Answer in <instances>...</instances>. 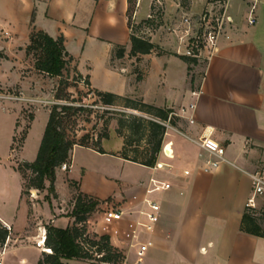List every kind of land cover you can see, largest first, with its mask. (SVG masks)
I'll use <instances>...</instances> for the list:
<instances>
[{"label":"crops","instance_id":"crops-1","mask_svg":"<svg viewBox=\"0 0 264 264\" xmlns=\"http://www.w3.org/2000/svg\"><path fill=\"white\" fill-rule=\"evenodd\" d=\"M16 1L0 0L1 85L25 89L21 71L27 64L26 47L31 31L40 30L53 39L63 37L66 52L79 74L88 77L91 89L108 92L110 88L102 82L113 80L118 88L129 87L134 92L129 95L116 89L114 94L144 102L149 90L151 105L172 110L184 122L183 128L166 132L162 147L170 144L172 158L161 155L160 169L114 156L121 148L120 140L113 147L110 139L104 140L105 154L73 147L66 177L76 183L77 193L110 200L113 206L128 210L133 196L141 199L149 190L160 204L159 222L147 236L153 242L147 252L129 249L127 242L111 236L110 243L122 252L124 264H264V193L254 197V207H247L252 196L249 174L264 166V0H254L256 22L252 26L247 23L250 0H241L232 13L225 0L231 23L206 57L203 76L193 88L187 64L179 57L185 50V27L179 19L164 40L151 34V43L164 53L151 52L136 59L128 56L126 0ZM140 7L141 0L135 19ZM171 7V12L166 8L165 20L179 14L178 5ZM149 8L150 4L146 18ZM118 45L125 46L128 53L113 59ZM124 59H129V66L123 65ZM136 67L142 73L138 80L130 72ZM99 75L102 82L97 80ZM24 107L25 102L0 104V224L10 228L0 247V264H37L43 254L42 245H35L38 232L46 225L66 229L73 224L72 217H56L48 181L43 190H30L32 197L26 199L23 194L24 181L17 168L35 160L49 115L34 106L32 115L26 117ZM18 137H23L21 144ZM203 137H211L224 149V161L215 167L210 165L213 158L198 145ZM79 152L112 157L140 171L113 182L104 167L74 160ZM76 168L80 169L77 176ZM62 173H56L53 183L61 199L60 186L69 189V196L73 194ZM104 183L112 186L105 188ZM164 184L170 188L164 189ZM245 212L256 218L255 225H243ZM61 262L89 264L82 258Z\"/></svg>","mask_w":264,"mask_h":264},{"label":"trees","instance_id":"trees-1","mask_svg":"<svg viewBox=\"0 0 264 264\" xmlns=\"http://www.w3.org/2000/svg\"><path fill=\"white\" fill-rule=\"evenodd\" d=\"M126 1L127 27L130 29L131 18L135 13L138 0ZM153 17L155 16L150 14L145 22L152 25L154 22ZM129 45L128 56L136 59H138V56L150 54L158 49L155 44L151 43L150 39L141 38L131 33L129 34ZM32 52H34L33 56L35 57L37 71L51 76L62 77L63 71H66L69 62L72 61V57L65 50L62 36L53 39L40 30H32L30 33L26 54L29 55ZM124 57V46H115L113 58L122 59ZM179 57L186 64L195 61L184 55ZM73 72L77 79L82 80L83 77L79 74L76 67H74ZM84 79V84L90 87L88 77ZM64 91V89H60L57 92L56 100L68 101L69 103L51 107L35 160L32 163H24L17 168L24 181L23 194L25 195L29 194L30 190H43L46 181L49 182L48 191H53L56 169L63 163L70 164L71 152L74 146L88 148L99 154H105L102 142L109 139L107 126L109 120L114 118H108L109 120L103 122V132L97 135L93 143H88V135H83L78 139H76L75 135L70 136L67 128L72 129L79 114L82 112L90 113L91 110L84 106L75 105L74 100L66 98ZM94 92L99 102L104 106H120L145 115L143 117L135 114H112L111 117L117 116L114 119L117 126L115 132L122 138L119 152L113 155L145 167H154L161 152L166 132L165 123H171L170 114H173V111L147 104L137 98L97 90H94ZM105 112L107 113V111ZM22 142L23 137L19 144ZM97 204L98 201L92 197L76 193L73 197V210L71 212V217L73 218L72 226L66 229L46 226L44 247L50 250V253H43L37 264H63L61 259L72 258L91 260L95 264H123L124 255L111 245L108 237L87 233L86 222L88 218L86 215ZM255 221L256 218L251 212L244 213L243 225L247 223L255 225ZM243 229L246 228L243 227ZM248 230L249 228L246 229V231ZM255 235L261 234L256 233ZM8 237L9 231L0 224V247L4 245ZM78 240H82L84 244L93 249L92 253L85 252Z\"/></svg>","mask_w":264,"mask_h":264},{"label":"rangeland","instance_id":"rangeland-1","mask_svg":"<svg viewBox=\"0 0 264 264\" xmlns=\"http://www.w3.org/2000/svg\"><path fill=\"white\" fill-rule=\"evenodd\" d=\"M17 1L21 2V0H17ZM138 1L136 4V10H137ZM217 1L221 2V5L215 4L217 3ZM240 3L241 0H229V5H230L229 13L237 11V9H239L240 7L239 5ZM147 4L148 5L150 4L149 15L153 14V16H155L153 17L154 22L152 23V25L147 24L145 22V20L149 17L148 15V17L146 18L147 6H148ZM174 5L179 6V10H178L179 17L176 15L172 18V20L168 18H166L165 20L164 14L166 8L168 9L169 12H171L172 11L171 8H173L171 6ZM211 5L215 7L213 13L216 16H218L219 11L223 9L225 6V0H141V7L139 9V13L136 16V19L134 17L135 13L133 14L131 18L129 30L131 34H134L141 38L150 39L151 34L154 33L160 39L164 40V38L169 36L170 32H172V23L175 20L179 19V21L183 23V18L188 19L190 24V32L188 33V35L184 33L182 34V37L184 38V47H185L184 48L185 50L183 52H184V56L189 57L191 60H195L194 62L187 64V76L193 88L194 86H197L199 84L203 76L206 57L208 56V50L205 48V42L202 39V30L201 28L199 29L196 22L204 12H206L208 9L212 7ZM172 15L173 14H171V16ZM186 28L189 29L187 25L185 29ZM124 48H125V54L128 53L127 51L128 49H126L125 46ZM157 48L158 49L154 51L156 54L164 53L162 49H160L158 46ZM114 50L115 47L113 51ZM187 53H190V55H187ZM33 54L34 52L27 55L26 57L27 64H25L24 68L21 71V77L26 79L25 89H23L21 86L18 85H13L8 87L0 84V87L3 88V90L6 91V93H9L12 96L22 97L25 99L26 107L23 108V111L26 117L32 115L34 106L50 111L53 105L68 104L69 103L68 101L56 100V96L58 94L57 92L60 89L65 90L64 94L66 98H68L69 100H74L75 105L84 106L87 109L91 110L90 113L82 112L81 114H79V117L76 120V124L72 126V129L69 127L67 128L68 134L70 136L75 135L76 139L81 138L83 135H88L89 136L88 143H93L96 140L97 135L102 134L103 122L105 120H109L110 118L115 119L117 117V116L111 117L113 113L135 114L143 117L145 116L144 114L129 109H125L120 106L108 107L102 105L99 102V99L96 96L94 90L84 84L83 81L85 79L84 78H82V80L77 79L75 73L73 72L75 67L73 61L69 62L66 71H63L62 77L51 76L37 71L35 66V57L33 56ZM128 60L129 59H124L123 65L127 64V66H129ZM111 65L113 66V63H111ZM130 72L135 74L136 76L135 78L137 80L141 78L142 73L139 69H137V67L130 69ZM97 78L98 81H101L102 76L99 75ZM102 83H104L103 85L105 86L107 85V87L110 88V90H108V92L110 93H114L116 89L120 91H124L126 94L129 95L131 93H134L129 87L118 88L117 83L113 80H111L109 83L106 84L104 81ZM126 97L133 98L134 96L132 97L126 96ZM144 97L148 99V101H152L151 99H153L152 93L149 92V90L145 92ZM148 101L145 103L152 104V102H148ZM105 111H107V113ZM170 118H171V123H165L166 132L170 131L171 129L179 130L184 127V122L179 121V119L175 116V112H173V114H170ZM114 119L109 120L107 126L111 147L117 144L119 140L122 143V138L119 137L115 132L117 126H116V121ZM20 138L21 137L17 138V142L21 140ZM161 155L162 154L160 152L157 162L160 159H162ZM74 160L88 161L89 164L92 165V167H98V166L104 167L108 175H110L113 178V182H115L116 180H122L127 176H134L140 171V169H138L136 166L132 164L124 165V163L119 162L116 159L108 156L96 157L88 153L79 152L74 156ZM60 172L61 171L59 170V168H57L56 173H60ZM66 172L62 173L63 180L65 182H68L69 186L72 187L73 194L69 196V189H67L66 186H60V194L62 196V199L57 196L54 190L49 192V196L55 199V204H56L55 215L57 218L71 217V212L73 210V197L77 193L76 183L70 182L67 179ZM79 174H80V169L76 168L75 175L77 176ZM103 185L105 186V188H108V186L109 187L112 186V183H104ZM105 191H107V189ZM28 195L30 194H27V197L25 196L26 199H28ZM97 201L98 204L95 206V208L89 214L86 215V217L88 218L86 222V227L90 231L91 229H94L99 223L103 209L109 207L110 204H112L110 200H106V201L97 200ZM47 208L48 207L46 206L44 209L46 210ZM43 226L45 227V224H43ZM38 233H39V237H38L39 240L42 233L46 235V227L40 230V232ZM40 249L42 250L43 253L47 252L44 246H42ZM88 261L89 264H95L94 261L91 260Z\"/></svg>","mask_w":264,"mask_h":264},{"label":"built area","instance_id":"built-area-1","mask_svg":"<svg viewBox=\"0 0 264 264\" xmlns=\"http://www.w3.org/2000/svg\"><path fill=\"white\" fill-rule=\"evenodd\" d=\"M250 3L251 6L248 10L247 23L252 26L256 22L255 1L250 0ZM215 4L221 5V2L217 1ZM213 5H211L212 7L204 12L196 22L199 29L201 28L202 30V39L205 42V48L208 50V54L215 50L219 36L224 33L226 26L231 23V18L226 13V4L224 8L219 11L218 16L213 13V10L215 9ZM183 23L185 27L187 25L189 29L184 28L182 32L188 35L190 32L189 20L183 18ZM187 55H190V53H187ZM8 102H25V99L12 96L0 87V104ZM198 145L204 152L213 158V161L210 163L212 167H215L224 161L223 147L211 137L201 138ZM169 147L170 144L161 147V154L167 159L172 158V151ZM154 167L160 169L163 167V164L156 163ZM59 170L61 172H66L69 170L68 164H61ZM249 178L251 182L252 196L247 201V207L252 208L254 207V197L264 193V166L256 170L254 173L249 174ZM163 188L169 189L170 186L169 184H164ZM32 196L33 193L31 191L30 197ZM131 199L133 204L128 210L121 207H115L112 204H110L109 207L104 208L97 226L94 229H91V231L87 230V233L96 236H106L109 240L111 236L114 235L118 240L127 242L129 249L136 248L138 252L145 253L153 245V242L148 239L147 236L152 234L156 229L160 219L161 207L160 204L150 196L149 190L145 191V195L141 199L137 196H133ZM7 230L9 231L10 228H7ZM44 239L45 234L42 233L36 245L43 246ZM78 242L85 252L89 254L92 253L93 249L84 244L82 240H78ZM117 249L119 250V248ZM45 250L50 253V250ZM137 263L139 264L140 262Z\"/></svg>","mask_w":264,"mask_h":264},{"label":"bare ground","instance_id":"bare-ground-1","mask_svg":"<svg viewBox=\"0 0 264 264\" xmlns=\"http://www.w3.org/2000/svg\"><path fill=\"white\" fill-rule=\"evenodd\" d=\"M49 251H47V253H48Z\"/></svg>","mask_w":264,"mask_h":264},{"label":"water","instance_id":"water-1","mask_svg":"<svg viewBox=\"0 0 264 264\" xmlns=\"http://www.w3.org/2000/svg\"><path fill=\"white\" fill-rule=\"evenodd\" d=\"M133 113H135V112H133Z\"/></svg>","mask_w":264,"mask_h":264}]
</instances>
